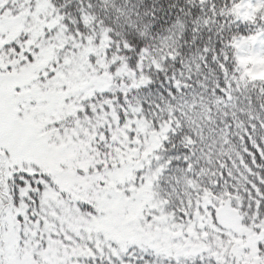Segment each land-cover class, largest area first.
<instances>
[{"label": "snow or ice", "instance_id": "obj_1", "mask_svg": "<svg viewBox=\"0 0 264 264\" xmlns=\"http://www.w3.org/2000/svg\"><path fill=\"white\" fill-rule=\"evenodd\" d=\"M0 264H264V0H0Z\"/></svg>", "mask_w": 264, "mask_h": 264}]
</instances>
